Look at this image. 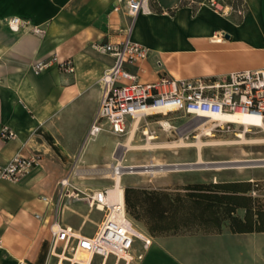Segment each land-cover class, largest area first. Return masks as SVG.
I'll return each instance as SVG.
<instances>
[{
	"label": "crops",
	"instance_id": "crops-1",
	"mask_svg": "<svg viewBox=\"0 0 264 264\" xmlns=\"http://www.w3.org/2000/svg\"><path fill=\"white\" fill-rule=\"evenodd\" d=\"M178 1L158 0L165 11L139 13L130 21L123 10H113L117 0H0V133L4 127L14 132L8 140L0 136V167L33 151L42 160L16 182L0 178V264L55 260L48 230L54 212L40 197L57 202L55 188L68 172H75L71 184L81 191L108 187H92L76 175L81 169L95 174L99 171L92 169L109 159L107 149L99 158L79 152L97 110L98 80L112 65L108 54L92 48L94 43L120 42L128 34L147 47L148 58L138 68L129 67L141 82L155 79L157 60L178 80L264 68V0H240L241 13L240 6L224 0L225 14L207 5L178 6ZM11 17L25 19L28 27L11 30ZM38 61L44 64L40 70ZM66 61L72 72L61 65ZM83 104L90 107L83 132L71 140L66 125ZM155 117L170 120L175 114ZM49 124L62 131L63 145ZM55 207L57 223L85 236L93 235L102 219L83 200L62 197ZM261 234L232 233L223 226L218 233L156 237L136 264H264Z\"/></svg>",
	"mask_w": 264,
	"mask_h": 264
},
{
	"label": "built area",
	"instance_id": "built-area-1",
	"mask_svg": "<svg viewBox=\"0 0 264 264\" xmlns=\"http://www.w3.org/2000/svg\"><path fill=\"white\" fill-rule=\"evenodd\" d=\"M223 2L224 0H179L178 6L186 5L194 9L207 5L225 14L227 8ZM240 8L239 13L243 4H240ZM113 10H123V14L130 21L134 20L139 13L151 14L165 11L158 0H117ZM7 24L13 31L28 27V22L19 17H11ZM32 30L36 33L41 32L39 28ZM92 48L108 54L112 58V65L98 80V106L88 131V139L95 138L101 132L122 137L129 128L131 130L138 128L142 119L147 120L157 115L170 113H178L179 115H175L174 118H182L183 124L179 127L169 125L168 128L174 131L181 129L179 132L185 138L192 131L209 125L204 122V119L208 120L216 115L240 112L258 117L264 123V68L237 71L221 76L178 80L168 75L157 60L154 69L155 79L150 82H141L138 74L132 73L129 67L138 68V64L148 58L150 51L147 47L132 42L127 34L120 42H98L94 43ZM61 65L66 72H72L70 62H62ZM35 66L40 70L44 64L38 61ZM166 121L169 122V120ZM154 122L162 126L161 121ZM232 125L234 124L225 122L223 125L210 127V131L221 132L224 127L229 129ZM248 125L251 129L258 128L252 124ZM0 136L8 140L14 137V132L4 127ZM41 165L42 160L36 151L29 156L17 154L7 165L0 167V178L16 182L34 167ZM74 173L70 171L58 181L55 188L58 195L57 202L46 195L40 197L46 202L49 210L54 212L53 222L49 224L48 230L50 254L55 258V264L63 262L92 264L95 257L102 260L101 264L109 257H113L115 263L122 261L128 264L137 251L132 249L135 241L140 243L137 255L139 260L141 251L152 244L153 237L136 229V223L126 211L124 188H122L121 201L113 193L115 184L102 189L81 191L71 184ZM68 188H72V194L67 193ZM62 197L83 200L89 209L102 213V219L93 235L85 236L69 226L57 223L55 206ZM35 217L45 220L44 215L36 214ZM78 252L88 256L87 262L75 259ZM18 264L26 263L20 261Z\"/></svg>",
	"mask_w": 264,
	"mask_h": 264
},
{
	"label": "rangeland",
	"instance_id": "rangeland-1",
	"mask_svg": "<svg viewBox=\"0 0 264 264\" xmlns=\"http://www.w3.org/2000/svg\"><path fill=\"white\" fill-rule=\"evenodd\" d=\"M233 6H240V0H228ZM90 107L83 104L74 118L67 122L68 138L77 139L83 132L84 122L87 119ZM175 115H179L178 113ZM147 121V122H145ZM154 121H166L160 117L148 118L141 120L138 128L128 129L127 133L122 137L112 136L109 133L102 132L94 140L84 138L81 142L79 152H86L87 156L102 157L106 149L109 153L108 165H116L121 161L122 166L148 165L150 163H163L167 165L175 164H191L196 163L199 159L204 163H222L229 162L233 166L214 168H192L181 170H166L154 174L144 175H122L121 187H133L145 190H162L175 189L183 194V185L190 183H222V182H250L249 191L246 193L252 199V210H264V128H252L250 132L244 133L245 139L238 137L244 128L242 125H232L229 129L224 127L223 131H211L213 136H204L206 127L194 130L187 138L182 137L180 130L172 128H164ZM167 122V121H166ZM169 125L179 127L183 124V119H170ZM51 131L63 145V133L57 127V124H49ZM208 127V128H209ZM207 129V128H206ZM144 131V133H143ZM133 133V134H132ZM200 137L204 143L198 148L197 141ZM131 137V138H130ZM153 137V138H149ZM44 139V138H43ZM182 139V142H181ZM214 142L216 144H212ZM78 143L74 141V146ZM124 144L128 146L124 147ZM85 147V150L83 147ZM77 147V146H75ZM70 151V150H69ZM73 153L77 149L71 150ZM83 152V153H84ZM219 165V164H217ZM245 165V166H238ZM83 166V164H81ZM216 166V165H215ZM103 167L100 164L92 170L99 171L95 174H83V169L76 172V175H83L85 182L92 187L112 186L115 182L111 178H101ZM167 166L166 168H170ZM173 167V166H172ZM166 185H171L166 187ZM242 209H238V215L243 214ZM95 215H92L94 218ZM77 219V218H75ZM78 220V219H77ZM134 220V219H133ZM135 227L142 233H149L143 222L134 220ZM91 225L87 224L86 229ZM209 230L204 229L197 221H187L185 225L179 226L176 230H169L158 234L156 237H165L172 235H186L207 233ZM151 235V234H150ZM258 242L264 246V234L257 237ZM140 243L135 241L133 244V259L128 264H136L139 254ZM102 260L98 257L93 258L92 264H101ZM49 264H55V260H51ZM63 264H66L64 262ZM106 264H125L122 261L115 263L113 257L106 260Z\"/></svg>",
	"mask_w": 264,
	"mask_h": 264
},
{
	"label": "trees",
	"instance_id": "trees-1",
	"mask_svg": "<svg viewBox=\"0 0 264 264\" xmlns=\"http://www.w3.org/2000/svg\"><path fill=\"white\" fill-rule=\"evenodd\" d=\"M250 182L190 183L182 191L124 188L128 215L143 222L151 236L176 230L195 220L207 233H218L223 226L232 233L264 232V210H252L246 195ZM242 209L240 217L236 211ZM149 234V235H150Z\"/></svg>",
	"mask_w": 264,
	"mask_h": 264
},
{
	"label": "bare ground",
	"instance_id": "bare-ground-1",
	"mask_svg": "<svg viewBox=\"0 0 264 264\" xmlns=\"http://www.w3.org/2000/svg\"><path fill=\"white\" fill-rule=\"evenodd\" d=\"M160 110V109H159ZM158 110V111H159ZM204 122H207V124L210 125V127L215 125H223L225 122H229L236 125H242L244 130L242 133H239L237 136L245 139V134L247 132L251 131V128L248 124H252L254 126H258V128H264V123H262L258 117L249 116L240 112H236L234 114H228V115H216L213 116L210 119H204ZM161 124L164 128H168L169 124L166 121H161ZM209 127V126H208ZM205 129L204 136L212 137L213 134L210 131V127ZM201 129V128H200ZM133 134V133H132ZM131 138V137H130ZM150 139L153 137H149ZM198 141L197 145L198 148L202 146L204 143L200 139L199 136H197ZM182 142V139H181ZM183 143V142H182ZM212 144H216L214 142H211ZM124 147L128 146V144H124ZM264 161V159H261ZM229 162H235V161H229ZM229 162H222V163H204L202 160H198L196 163H193V165L189 164H175V165H165L163 163H150L148 165H133V166H122L121 161H119L116 165H106L107 167H103V170L101 171L102 176L101 178H111L115 182V190L114 194L115 196H118L119 200L121 201L122 196V187L120 184L122 183V175H144L149 174L153 176L156 173L163 172L166 170H181V169H192V168H214L219 169L221 167H229L233 166ZM219 164V165H217ZM216 165V166H215ZM167 166H171L170 168H166ZM173 166V167H172ZM238 166H245V165H238ZM75 259L86 261L88 259V256L85 253L78 252L75 255Z\"/></svg>",
	"mask_w": 264,
	"mask_h": 264
}]
</instances>
